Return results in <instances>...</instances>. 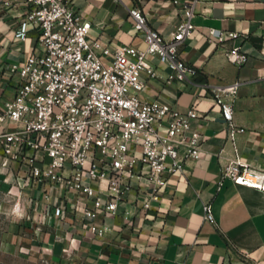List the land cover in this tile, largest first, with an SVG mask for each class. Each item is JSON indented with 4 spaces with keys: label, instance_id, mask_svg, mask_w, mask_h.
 Segmentation results:
<instances>
[{
    "label": "crops",
    "instance_id": "crops-1",
    "mask_svg": "<svg viewBox=\"0 0 264 264\" xmlns=\"http://www.w3.org/2000/svg\"><path fill=\"white\" fill-rule=\"evenodd\" d=\"M190 3L195 29L182 51L197 73L169 81L168 66L152 55L156 74L144 71L141 95L182 110L198 101L192 123L204 134L202 156L190 159L186 172L172 175L155 195L149 194L147 179L135 177L118 211L100 215L99 222L108 225L103 236L86 230L87 218L56 217L53 206L33 207L26 197V214L15 215L10 209L0 217V236L8 250L41 256L47 264H264V190L230 177L219 185L222 165L234 156V146L212 93L213 86L241 79L234 117L246 130L238 134L237 143L246 161L264 169V0H71L74 9L92 21L89 37L101 44V54L107 45L146 47L130 13L134 5L143 8L153 27L170 35ZM23 13V3L0 8V112L14 98L20 80L13 64L38 46L36 28L29 29L26 39L16 35ZM229 31L240 36L230 37ZM235 45L249 54L247 63L227 58L226 50ZM12 127L10 120L0 121V132ZM9 186L0 180V189ZM206 202L213 205L216 223L204 217Z\"/></svg>",
    "mask_w": 264,
    "mask_h": 264
},
{
    "label": "built area",
    "instance_id": "built-area-1",
    "mask_svg": "<svg viewBox=\"0 0 264 264\" xmlns=\"http://www.w3.org/2000/svg\"><path fill=\"white\" fill-rule=\"evenodd\" d=\"M20 3L24 13L16 35L26 39L34 27L38 46L13 64L20 80L14 98L0 112V121L14 123L0 132V180L10 184L7 194L16 198L11 212L26 214L27 197L33 207L53 206L56 217L87 218L86 230L103 236L108 225L99 222L100 215L118 211L135 177L147 179L149 194L155 195L172 175L186 172L190 159L202 156L204 134L192 123L198 101L182 110L141 95L144 71L156 74L152 55L168 66L169 81L197 73L182 51L195 29L194 4L186 5L170 35L153 27L143 8L134 5L130 13L146 47L107 45L101 54L97 51L101 44L89 37L92 21L75 10L71 0H0V8ZM228 36L240 33L229 31ZM226 56L238 65L249 60L241 45L228 48ZM240 86L238 78L212 87L234 146L218 183L230 177L237 184L264 190V169L246 161L237 143L238 134L246 130L234 117ZM27 187L33 192L27 194ZM204 209L205 219L216 223L212 203L206 202Z\"/></svg>",
    "mask_w": 264,
    "mask_h": 264
},
{
    "label": "rangeland",
    "instance_id": "rangeland-1",
    "mask_svg": "<svg viewBox=\"0 0 264 264\" xmlns=\"http://www.w3.org/2000/svg\"><path fill=\"white\" fill-rule=\"evenodd\" d=\"M6 188L5 184L1 185ZM16 198L7 194V191L0 189V217L3 212H8L13 207ZM0 264H47L45 259L37 255H23L7 249L0 236Z\"/></svg>",
    "mask_w": 264,
    "mask_h": 264
}]
</instances>
